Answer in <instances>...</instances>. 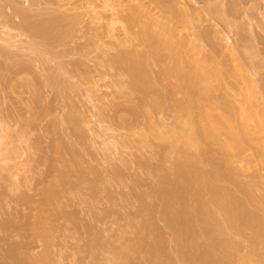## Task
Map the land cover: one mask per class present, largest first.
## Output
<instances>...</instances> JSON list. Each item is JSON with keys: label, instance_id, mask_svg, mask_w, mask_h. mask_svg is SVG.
<instances>
[{"label": "rangeland", "instance_id": "rangeland-1", "mask_svg": "<svg viewBox=\"0 0 264 264\" xmlns=\"http://www.w3.org/2000/svg\"><path fill=\"white\" fill-rule=\"evenodd\" d=\"M168 1L2 0L0 264H35L42 255L37 264H48L47 257L50 264H264V166L250 146L233 165V182L218 184L245 206L241 224L258 219L259 236L255 224L228 226L214 201L212 186L219 182L204 179L214 166L187 141L182 108L187 94L201 87L188 73L197 63L195 37L166 11L180 4L194 17L195 5ZM236 1L218 3L231 8ZM250 7L253 15L229 16L234 27L217 29L231 40L242 30L251 39L246 50L264 52V0ZM55 20L59 27L52 31L47 24ZM36 21L45 25L34 34L29 26ZM126 53L141 54L147 90L121 59ZM263 78L264 68L255 72ZM188 164L199 173H188L198 179L186 198L192 208L201 199L197 206L205 203L211 214L205 222L193 210L196 249L186 246L188 238L179 241L157 193ZM48 187L58 188L55 200ZM222 239L234 249L220 248ZM156 244L160 257L146 249Z\"/></svg>", "mask_w": 264, "mask_h": 264}, {"label": "bare ground", "instance_id": "bare-ground-1", "mask_svg": "<svg viewBox=\"0 0 264 264\" xmlns=\"http://www.w3.org/2000/svg\"><path fill=\"white\" fill-rule=\"evenodd\" d=\"M219 1L191 0L190 3H193L195 5L194 11L192 10L194 17H192V15L187 12V10L186 12L185 9L181 10L179 4L180 1L178 0L177 4L179 5H176V8L171 7L172 5L168 6L169 10L167 9L166 14L168 13L169 17H172L173 20L176 19V22L182 26L181 28H188L189 30L191 29L192 32L191 34H189V36L195 37L194 49H196L195 51L198 56L196 61L197 63H193V65L191 64L192 66H189L190 69L188 68V71L190 70V72L188 73H190L189 76L192 77H190L191 82L201 87L197 88L192 93L187 94L188 98L186 100V104L182 108L183 110H185L187 115L186 125L188 126V129L186 137L188 143L192 146H195L197 150H199V154L205 159L206 163L214 166L213 171L211 173L209 172V174L206 173L207 178L204 179L207 180L209 178V180L213 179L215 182H219L215 183L217 185L213 184L214 186H212L214 201H217L222 207V210L226 215L225 218H227V222L229 224L227 225L230 227L232 226L235 229L236 225L238 227L241 224L242 219L240 221V218L241 215H243L246 211L245 206L238 202L231 190L219 185L223 181L233 182V165L237 163L238 160L244 158L247 155L246 153L249 150L248 148H250V146H254L256 148V151L258 153L257 161L259 162V164H261V166H264V145H260L261 143L264 144V78L255 79V72L260 75V70L264 68V65L262 63V60L264 59V52L260 49L253 50L252 48H250L247 49L248 52L246 53V48H248V46H246V42L249 41L250 37L248 39V35H245V30L243 32L244 35L240 33L242 32V30L238 31L240 34L238 32H235L237 35V39L231 40L229 38L224 39L223 37H221L220 34H223V31L217 29L219 25H224L228 29V31L229 28L234 27L227 20V17L229 16L234 17L236 15L235 17H237V14L253 15L255 12L254 7H250V9L246 8V4L250 3L253 0H240L238 2L236 1V3H231L232 5H234L231 8L223 7L221 3H218ZM168 2L170 4V0ZM172 3L175 4L174 2ZM1 4L2 0H0V5ZM19 14L27 18V16L23 13L19 12ZM130 22L133 23L135 22V20L130 19ZM176 22L174 23L177 24ZM206 22L212 25L207 26L205 25ZM261 22L262 24L260 25V27L264 29V20L262 19ZM42 23L37 21L31 23L29 26V30L35 34L45 25ZM47 26L48 28L52 29V31H56L55 29H58L59 27L58 20L50 22L49 24H47ZM227 29L225 32H227ZM148 30L149 29L146 28L143 32L146 39L150 36ZM171 32L173 31L171 30ZM235 33L233 34L235 35ZM243 47H245L244 50H246L244 52L243 50H240L243 49ZM141 58V54L137 55L135 53H126L121 57L122 60L129 63L128 71L135 78L137 86L141 89L147 87L145 89L147 90L150 83H148V73L146 72V70H144V68H142L143 66L141 65ZM199 61L201 63H199ZM176 72H179V70H176ZM206 82H208V85L205 86L204 84ZM191 165L192 164H190V166L189 164L186 165V168L184 166H179V172H177L179 173V180L178 178H176V180H174V178L173 180L167 179L165 181V184L167 186H163V188L161 185V188L163 189H160L157 192L159 193V196H156L160 197L163 200V210H165V216H167L168 218L166 219L168 220L169 226L177 233L179 241H183L181 243H184L186 241L185 238H188L189 244L187 239V243L185 242L186 246L188 245L189 248L196 249L198 246L196 242L194 243L193 241V238L196 237H193V232L196 231L194 230L196 229L194 228L195 220L192 217L193 210L195 211L196 209L194 208L196 207L199 212L198 219L205 222L206 220L211 219V214L210 211H208V207L205 203H201L199 206H197L201 199L198 201L197 205L194 204L195 202H192V205L195 206L194 208H192L193 206L190 205L191 203L189 204L190 199L188 201V193L192 190V184L196 183V180L198 179H196V176V180L194 179V182H192L193 180L187 178L188 173L194 171L196 172L197 169L195 164H193L192 166ZM195 172L194 176L196 174L198 175L199 172L196 174ZM200 173H202V171ZM203 173L205 174V172ZM191 176H193L192 173ZM49 188L50 187H48V191L45 192L48 196L44 194V198L47 196L51 198V200H53L58 195V192L56 191L58 188ZM186 194L188 195V198H186ZM189 194H191V192ZM47 197L45 199L50 200ZM198 197L196 196L197 200ZM250 216L252 215H249V218ZM253 219H248L252 220L248 222L246 219L245 224H242L246 225V227L248 225L252 226L255 223L257 224L258 219ZM259 222L261 223V220ZM196 223L198 222L196 221ZM215 223L213 225H215ZM39 224H41V222ZM256 224L252 229H255V227L257 229L259 223L257 226ZM263 226L261 227L262 229ZM242 227L245 226L242 225ZM261 228L259 227V229ZM219 229L220 228H218L217 230L220 232L223 231L221 230L222 228L220 230ZM217 230H213L212 232L215 233ZM257 231L259 230H256V233ZM260 232L261 230L257 233L259 234V236L261 234ZM219 241H221V239L218 240V242ZM227 241L223 240L219 243V246L220 248L224 246V249L229 248V250L231 251V249H234V247L230 249V243H228ZM216 244L218 245V243ZM183 246L181 249L186 250L188 247L187 246L183 248ZM230 246L232 247V244H230ZM147 247L148 248L146 249L149 250V254H152V256L155 255L156 257L158 255V257H160L157 252L156 254L153 253L155 251L159 252V246L157 244ZM228 254H230L229 256H231V253ZM226 255L227 254H225V256ZM42 256L40 257V260H37L39 258L35 259V264L42 260ZM228 257H224L223 259L225 260L227 258L226 260H231L228 259ZM47 258H45L46 263L50 264V260L47 261ZM156 259L159 258H155V260ZM198 260H200V258ZM215 261L217 260H214V262ZM230 262L233 263L232 261ZM230 262L227 261V264H231Z\"/></svg>", "mask_w": 264, "mask_h": 264}]
</instances>
